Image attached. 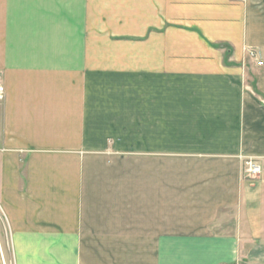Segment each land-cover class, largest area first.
I'll use <instances>...</instances> for the list:
<instances>
[{"label": "crops", "instance_id": "1", "mask_svg": "<svg viewBox=\"0 0 264 264\" xmlns=\"http://www.w3.org/2000/svg\"><path fill=\"white\" fill-rule=\"evenodd\" d=\"M0 75V264H264V0H0Z\"/></svg>", "mask_w": 264, "mask_h": 264}, {"label": "built area", "instance_id": "2", "mask_svg": "<svg viewBox=\"0 0 264 264\" xmlns=\"http://www.w3.org/2000/svg\"><path fill=\"white\" fill-rule=\"evenodd\" d=\"M249 56L250 58L254 59L256 66L261 67L263 65L262 62L257 60L258 58L255 56L254 52L250 51ZM4 99H5V89L0 75V103H2ZM261 172H262V167L259 164H257L252 158L245 159L243 163V174L247 178L254 179V177L259 176Z\"/></svg>", "mask_w": 264, "mask_h": 264}, {"label": "rangeland", "instance_id": "3", "mask_svg": "<svg viewBox=\"0 0 264 264\" xmlns=\"http://www.w3.org/2000/svg\"><path fill=\"white\" fill-rule=\"evenodd\" d=\"M1 104V103H0ZM260 176V175H259ZM259 176H257V177H254V179L253 180H255V179H257ZM5 257V256H4ZM4 257H3V261H2V264H12V260H11V258H10V252H9V250H8V252H7V254H6V258L4 259ZM240 264H246V263H244V262H240ZM248 264V263H247Z\"/></svg>", "mask_w": 264, "mask_h": 264}]
</instances>
